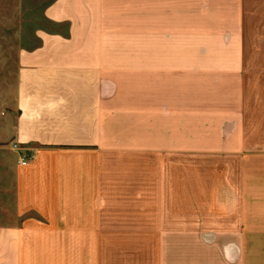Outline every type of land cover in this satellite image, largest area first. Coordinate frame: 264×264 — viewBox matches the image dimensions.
Wrapping results in <instances>:
<instances>
[{
	"label": "crops",
	"instance_id": "0c3cea01",
	"mask_svg": "<svg viewBox=\"0 0 264 264\" xmlns=\"http://www.w3.org/2000/svg\"><path fill=\"white\" fill-rule=\"evenodd\" d=\"M43 21L0 118V264H264V0H53Z\"/></svg>",
	"mask_w": 264,
	"mask_h": 264
},
{
	"label": "rangeland",
	"instance_id": "374dc122",
	"mask_svg": "<svg viewBox=\"0 0 264 264\" xmlns=\"http://www.w3.org/2000/svg\"><path fill=\"white\" fill-rule=\"evenodd\" d=\"M53 0H0V118L8 108V91L15 84L14 70L21 47L31 40L37 23L43 25V9ZM41 19L38 22V19ZM43 27V26H42ZM248 74L251 100L255 101L256 89V31H250L247 39ZM254 97V98H253Z\"/></svg>",
	"mask_w": 264,
	"mask_h": 264
},
{
	"label": "built area",
	"instance_id": "2783aa9c",
	"mask_svg": "<svg viewBox=\"0 0 264 264\" xmlns=\"http://www.w3.org/2000/svg\"><path fill=\"white\" fill-rule=\"evenodd\" d=\"M13 148H14V149H17V150H22V148L19 146L18 143H14V144H13ZM28 162H29V161H28V158H27L24 154H21L20 157H19V159H18V163H19L20 165H27Z\"/></svg>",
	"mask_w": 264,
	"mask_h": 264
}]
</instances>
